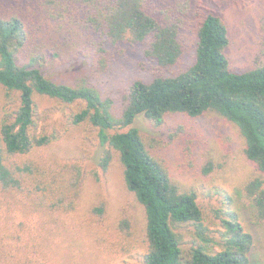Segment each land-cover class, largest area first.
<instances>
[{
    "label": "trees",
    "instance_id": "1",
    "mask_svg": "<svg viewBox=\"0 0 264 264\" xmlns=\"http://www.w3.org/2000/svg\"><path fill=\"white\" fill-rule=\"evenodd\" d=\"M262 9L264 28V4ZM193 16L199 19L194 60L165 74L184 55L180 34ZM44 20L55 24L56 39L84 37L102 52L106 46L148 41L143 54L163 72L135 80L116 114L113 99L87 77L69 83L47 75L42 67L46 50L34 45L36 30L31 28ZM229 43L224 18L214 12L201 15L195 0H0V221H11L7 218L13 208L31 216L78 207L83 168L41 159L42 150L57 138L53 131L36 133L37 97L46 96L75 107L66 114L68 123L95 130L99 148L92 160L102 172L118 158L127 189L144 208V246L128 242L142 264H251L255 238L238 208L264 226V61L244 71L232 69ZM100 63L104 70L106 61ZM208 113L235 125L244 153L256 167V175L215 210L218 229L206 222L197 189L177 182L167 160L154 153L158 142L132 126L137 116L159 126L168 114L197 118ZM214 168L208 162L200 174L208 176ZM93 210L102 216L105 203ZM118 225L130 239L129 221L124 218ZM20 264L38 263L26 258Z\"/></svg>",
    "mask_w": 264,
    "mask_h": 264
},
{
    "label": "rangeland",
    "instance_id": "2",
    "mask_svg": "<svg viewBox=\"0 0 264 264\" xmlns=\"http://www.w3.org/2000/svg\"><path fill=\"white\" fill-rule=\"evenodd\" d=\"M263 4L264 0H195V9L201 15L214 12L224 18L230 37L226 53L231 68L236 71L250 69L256 61H264ZM198 20L194 16L187 20L180 34L184 55L177 65L165 70V74L176 73L193 62ZM40 23L31 26L36 30L33 43L46 50L42 67L47 75L69 83L87 77L103 95L113 99L116 114L121 110L123 93L135 80L147 81L156 72H163L143 54L148 41L139 45L123 42L106 46L102 52L84 37L74 36L71 40L57 35L56 39L55 24L50 20ZM102 60L106 61L104 70ZM37 104L36 133H57L56 140L42 150L41 159L49 165L75 163L84 170L79 204L73 212L31 216L11 209L7 218L11 221H0V264H20L26 258L38 264H142L128 242L144 246L141 242L146 223L144 208L127 189L118 158L114 157L109 168L102 172L92 160L99 148L95 130L87 124L68 123L66 114L75 107L46 96H38ZM132 126L158 142L154 153L167 160L177 182L197 189L206 222L218 229L215 210L224 207L223 200L228 194L232 195L236 188L256 175V167L247 159L244 140L235 125L208 113L197 118L168 114L159 126L137 116ZM208 162L214 165V171L203 176L200 168ZM101 202L105 203L102 216L93 210ZM238 213L255 238L251 264H264V226L254 224L245 209L238 208ZM124 218L129 221L131 230L128 240L124 237L127 231L119 230L118 225ZM57 223L62 225L57 226ZM122 247L124 253L120 252Z\"/></svg>",
    "mask_w": 264,
    "mask_h": 264
}]
</instances>
